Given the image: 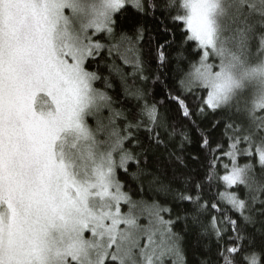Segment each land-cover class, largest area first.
I'll list each match as a JSON object with an SVG mask.
<instances>
[{
	"label": "snow or ice",
	"instance_id": "obj_1",
	"mask_svg": "<svg viewBox=\"0 0 264 264\" xmlns=\"http://www.w3.org/2000/svg\"><path fill=\"white\" fill-rule=\"evenodd\" d=\"M130 16L163 27L161 67L180 33L174 111ZM189 237L211 264H264V0H0V264H188Z\"/></svg>",
	"mask_w": 264,
	"mask_h": 264
},
{
	"label": "trees",
	"instance_id": "obj_2",
	"mask_svg": "<svg viewBox=\"0 0 264 264\" xmlns=\"http://www.w3.org/2000/svg\"><path fill=\"white\" fill-rule=\"evenodd\" d=\"M173 32H176L174 28H172V25L169 21L164 22ZM144 27V36L145 39L141 41V50H142V58L145 62V75L148 77V80L144 82V87H146L149 92L152 99L156 100H163L165 105H167L170 109H173L174 111V105L167 101L165 99L166 92L171 90V85L174 81V79L178 75V69L179 67H185L186 65H180L178 66L175 62V47L179 45L180 43V33L176 32V44L173 47L168 48V52L170 53L172 59L169 60L167 63V66L161 67L159 65V62L156 59V47L158 44L163 43L165 39V34L163 32V27L159 24V22H154L152 20L148 21H140L137 22V19L135 17H129L127 21H125L122 25L123 31L132 34L134 31V27ZM168 38L171 39V35H168ZM191 43V42H189ZM188 44L186 43L184 45L185 48H188ZM107 61L101 62L99 64V67L95 64H93L92 68L90 70H98L102 75L104 76H110L111 82L114 84L117 90H119V79L115 77L114 74H110L108 67H107ZM117 64H121V61L117 60ZM124 71H130V69L127 66H123ZM157 77L159 79H157ZM165 85H168L169 87L166 89ZM97 86H101V82H97ZM175 94V93H173ZM189 103H193L192 99L189 98ZM212 117L210 116L207 120L201 122V129L206 133L210 134V139L215 143V141L220 140L223 129H211L210 128V122ZM190 133V135L196 139L199 137L200 132L195 131L191 127L187 129ZM223 142V141H222ZM186 156V160H187ZM243 162V160H241ZM164 163L163 161H151V168L153 171H155L158 167L161 166V164ZM228 163L227 157H222L221 162L218 164V170L221 175L224 174V168L223 164ZM129 173L135 172V165L132 163H129ZM203 167L204 165H201V175H203ZM119 178L121 182L125 186V190L131 191L133 194V197L135 199H139L140 196H143L145 199H151L155 194L151 191H148L147 188L143 193L138 192V183L130 174L124 173L122 170L118 173ZM170 175V172H169ZM225 187L223 182H219L217 184H214L211 192L209 195H215L217 192H224ZM156 199L159 200L161 203H164V198L162 196H156ZM183 225L181 223H177L176 225V231H181ZM186 252H187V260L188 264H200V261L202 260H208L211 264V262H214L216 260L215 255V247L214 245L209 247L199 246V247H192L191 245V238L189 237V243L186 246Z\"/></svg>",
	"mask_w": 264,
	"mask_h": 264
},
{
	"label": "rangeland",
	"instance_id": "obj_3",
	"mask_svg": "<svg viewBox=\"0 0 264 264\" xmlns=\"http://www.w3.org/2000/svg\"><path fill=\"white\" fill-rule=\"evenodd\" d=\"M46 102H47V101H46V98L43 97V96H40V97L37 98V105H38V106H40V105H44ZM90 123H91V121H90Z\"/></svg>",
	"mask_w": 264,
	"mask_h": 264
}]
</instances>
